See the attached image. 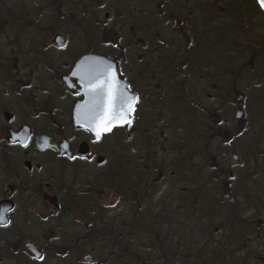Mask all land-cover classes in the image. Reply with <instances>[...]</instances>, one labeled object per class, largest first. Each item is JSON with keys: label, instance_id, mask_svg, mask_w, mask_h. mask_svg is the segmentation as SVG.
Instances as JSON below:
<instances>
[{"label": "flooded vegetation", "instance_id": "1", "mask_svg": "<svg viewBox=\"0 0 264 264\" xmlns=\"http://www.w3.org/2000/svg\"><path fill=\"white\" fill-rule=\"evenodd\" d=\"M13 1L0 0V264H148L150 245L153 264H172L157 249L187 240L189 199L264 176V12L255 0ZM84 58L113 63L141 97L133 127L99 144L76 123Z\"/></svg>", "mask_w": 264, "mask_h": 264}, {"label": "snow or ice", "instance_id": "2", "mask_svg": "<svg viewBox=\"0 0 264 264\" xmlns=\"http://www.w3.org/2000/svg\"><path fill=\"white\" fill-rule=\"evenodd\" d=\"M255 4L261 12H264V0H255ZM57 46L65 47L64 45ZM72 74L79 80L80 88L83 90L77 95L82 94L87 98L83 104L76 106V123L94 137L92 139L93 144L101 143L104 137L112 134L117 127H133L141 97L132 93L127 87H120L118 79L120 73L113 63L98 58H84ZM219 123L223 125L224 121L221 120ZM20 146L26 149L28 143L22 142ZM64 147L66 148L67 145ZM68 158L70 160L78 159L75 156ZM79 159L87 160L88 157L81 156ZM110 206L115 207V205ZM7 211L10 209H4L0 212V226H7L10 223V221L5 220L3 214ZM37 258L43 260L44 256L39 254Z\"/></svg>", "mask_w": 264, "mask_h": 264}, {"label": "rangeland", "instance_id": "3", "mask_svg": "<svg viewBox=\"0 0 264 264\" xmlns=\"http://www.w3.org/2000/svg\"><path fill=\"white\" fill-rule=\"evenodd\" d=\"M5 6H14L15 2L13 0H5ZM19 5V2L18 4ZM8 9V8H7ZM240 142H244L242 139ZM246 179V180H245ZM242 181H238L236 184L240 185L243 189L242 192L237 193L240 191V187L234 190L237 194L235 195L233 192L231 193H220L219 199H223L227 205L223 207L220 206L219 212V221L221 219V216H224L225 214H228V212H231L233 209L236 214L240 215L239 217H242L244 215L245 219H249L247 223L250 222V225L247 223V226L245 230L242 231V234L240 232H235L233 237L229 236L227 237L228 233H225L224 236H222V239L224 241L223 249L224 250V257L223 260H227L223 264H264V176L260 177L259 180L256 182H251L250 179L247 181V178ZM253 185V188L251 186ZM254 191V192H253ZM216 219L217 228L223 230V232H229L227 228H221L219 225V222ZM193 219L190 216V220L188 223L189 227H192L194 222H192ZM233 227L236 226V224L231 223ZM212 227V226H210ZM218 229V230H219ZM210 232V231H209ZM199 233H202L200 236ZM213 232L209 234L203 233V231H198L196 234L193 235V237L190 238V234H188L189 240L193 243L198 241L197 245H201L203 243L208 242L207 240H213L214 236L212 235ZM230 234V233H229ZM149 248V250H147ZM158 252H160V248L157 249ZM148 257H151V261H145L148 264H153L156 256V246L150 245V246H142L141 252ZM142 253V254H143ZM193 257L192 255H186L181 258L182 264H192L189 263L192 261ZM174 258V257H173ZM148 260V259H144ZM153 260V262H152ZM191 260V261H189ZM172 264H179L174 263L172 261Z\"/></svg>", "mask_w": 264, "mask_h": 264}, {"label": "trees", "instance_id": "4", "mask_svg": "<svg viewBox=\"0 0 264 264\" xmlns=\"http://www.w3.org/2000/svg\"><path fill=\"white\" fill-rule=\"evenodd\" d=\"M0 7H3L1 2ZM189 201L188 218L190 220L191 216L193 219L192 222H194L192 223V227L188 226V234H190V238L193 237V235L198 231L202 230L203 233L205 232V234L213 232L212 235L214 236V239H209L207 240L208 242L197 245L198 241H196V243H193L189 240L188 237L187 240L181 244H172L168 247L160 246L158 248H162L167 252L169 251L174 257V263L182 264L181 258L183 256L185 257L186 255L195 256V258L193 257L192 261L189 260L191 261L189 263L192 264L225 263L227 260H223L225 254L224 250H222L225 240L223 241L222 236H224L225 233H228L227 237H233L235 232H240L242 234V231L247 229V226H245L246 224L242 223H247L249 219H245L244 215L238 218V216L240 215L233 212L234 210L232 209L231 212H228V214L221 216V219L219 221V212L221 214L220 206L223 209V207L227 205V203L223 199H216L215 197L205 196L195 197L193 199H189ZM215 217L217 218V221L219 222L221 228H227L229 232H223V230L217 228ZM231 223L236 224V226L233 227ZM247 224L250 225V222ZM200 234L202 235V233H199V235Z\"/></svg>", "mask_w": 264, "mask_h": 264}]
</instances>
